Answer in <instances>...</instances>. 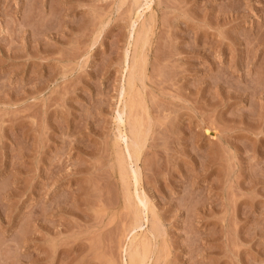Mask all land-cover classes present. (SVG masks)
Masks as SVG:
<instances>
[{"label": "rangeland", "instance_id": "rangeland-1", "mask_svg": "<svg viewBox=\"0 0 264 264\" xmlns=\"http://www.w3.org/2000/svg\"><path fill=\"white\" fill-rule=\"evenodd\" d=\"M131 255L264 264V0H0V264Z\"/></svg>", "mask_w": 264, "mask_h": 264}, {"label": "bare ground", "instance_id": "bare-ground-1", "mask_svg": "<svg viewBox=\"0 0 264 264\" xmlns=\"http://www.w3.org/2000/svg\"><path fill=\"white\" fill-rule=\"evenodd\" d=\"M143 4V3H142ZM144 6H145V4H144ZM145 7H147V6H145ZM149 7V6H148ZM141 8V7H140ZM139 9V8H138ZM145 10H146V8H145ZM144 12V11H143ZM137 13H138V11H137ZM136 16V15H135ZM141 16V15H140ZM139 18V17H138ZM137 18V19H138ZM139 39V38H138ZM142 39V38H141ZM142 41H144V40H142ZM146 41H147V39H146ZM141 42V41H140ZM142 43V42H141ZM141 43H140V45H141ZM144 43V42H143ZM142 43V44H143ZM138 44H139V40H138ZM136 59V58H135ZM135 59L133 60V63H134V61H135ZM127 60V59H126ZM126 63V62H125ZM132 63V64H133ZM137 63V62H136ZM136 63L135 64H133V69H136ZM138 66V65H137ZM130 66H128V69L130 70ZM129 70H128V72H129ZM142 71V70H141ZM132 72V71H131ZM131 72H129V73H131ZM134 72H136L135 70H134ZM128 74V73H127ZM132 75V73L130 74V76ZM134 75H135V73H134ZM140 75V74H139ZM128 78H129V76H128ZM132 78V77H131ZM132 79H134V78H132ZM132 79H128V85H130V83H131V81L130 80H132ZM134 81V80H133ZM127 82H126V84H127ZM134 83V82H133ZM134 85V84H133ZM123 93V95H122V98L124 97V99H125V101L123 102V107L121 108V110H120V112H119V121H117L118 123H117V128H118V138H119V141L121 140H124V141H126V144H125V153L127 154L126 156H127V158H128V160L131 162H133V163H130V164H132V165H134L135 164V162H137V160H138V158H139V156H140V154H141V151H142V149H143V144H142V141L140 140L139 141V135H138V132H137V130H135V128L134 127H130L129 128V132L127 131V129H126V122L125 121H123V117L126 115V113H128L127 111H129L130 109H131V99L129 98V94H128V91L127 90H125L124 89V91L122 92ZM130 112V111H129ZM136 122V121H135ZM131 123V122H130ZM129 124V123H128ZM127 124V125H128ZM136 124V123H135ZM131 125V124H130ZM129 125V126H130ZM135 126V125H134ZM138 126H139V124H138ZM135 127H137V125L135 126ZM139 128H140V126H139ZM139 128H138V131H139ZM142 132V131H141ZM143 133V132H142ZM142 137H143V134H142ZM141 137V139H143ZM145 138V137H144ZM117 139V138H116ZM144 142V141H143ZM134 160V161H133ZM127 162V161H126ZM137 164V163H136ZM135 164V165H136ZM136 168V169H135ZM133 170H129L130 172V174L127 172L126 173V176H127V174H129L130 175V181H131V186L130 187H132V185L135 187V193L133 194L134 196L133 197H135V201L136 200H138V203L141 205V210H140V212L141 213H143V215L145 216V219H146V221L148 222V218L149 217H147V214H149L148 213V210H150V209H148V203H147V200L145 199L146 197H142V195H140L141 193H138V189H139V186H140V172H139V169L137 168V165H136V167H135ZM126 169V168H125ZM125 171V170H124ZM128 175V176H129ZM122 176H124V174H122V171H121V177ZM126 179L128 178V177H125ZM125 180V179H124ZM126 181V180H125ZM128 182V181H127ZM126 182V183H127ZM125 184V183H124ZM127 185V184H126ZM127 189H128V187H127ZM131 193H133L132 192V190H131ZM139 205V206H140ZM150 208V207H149ZM138 212H139V210H138ZM151 212V211H150ZM136 216L138 217V215L136 214ZM136 217V218H137ZM139 217H140V215H139ZM137 219H140V218H137ZM143 219V218H142ZM138 221H140V220H138ZM143 221V220H142ZM145 221V220H144ZM146 221H145V224H146ZM137 224H138V222H137ZM136 224V225H137ZM139 224L141 225V222H139ZM142 224H143V222H142ZM144 225V224H143ZM135 227V226H134ZM137 227H139V225L137 226ZM136 228V227H135ZM134 228V229H135ZM140 228L141 227H139L138 229L140 230ZM137 229V228H136ZM152 231H150V233H151ZM149 233V235H151ZM130 235V234H129ZM135 238H136V236H135ZM145 241V240H144ZM140 243V242H139ZM138 243V244H139ZM148 243V242H147ZM131 244H133V243H131ZM136 244V243H135ZM144 244V243H143ZM137 246V245H136ZM139 246V245H138ZM137 246V247H138ZM134 247V246H133ZM136 247V248H137ZM140 247V246H139ZM147 246H143V247H141L140 249L139 248H137L135 251H136V253L139 255H142L143 257H147ZM128 250V249H127ZM126 250V251H127ZM133 251V250H132ZM127 254V253H126ZM141 257V256H140ZM134 259H135V257L134 256H130L129 257V262L127 263V264H131L133 261H134ZM146 259V258H145ZM148 259H149V256H148ZM147 259V260H148ZM127 260H128V258H127ZM146 264V263H145Z\"/></svg>", "mask_w": 264, "mask_h": 264}]
</instances>
